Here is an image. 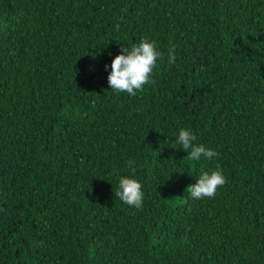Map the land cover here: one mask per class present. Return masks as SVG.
Listing matches in <instances>:
<instances>
[{
    "label": "trees",
    "instance_id": "trees-1",
    "mask_svg": "<svg viewBox=\"0 0 264 264\" xmlns=\"http://www.w3.org/2000/svg\"><path fill=\"white\" fill-rule=\"evenodd\" d=\"M142 39L153 82L111 91ZM0 264H264V0H0Z\"/></svg>",
    "mask_w": 264,
    "mask_h": 264
},
{
    "label": "clouds",
    "instance_id": "clouds-1",
    "mask_svg": "<svg viewBox=\"0 0 264 264\" xmlns=\"http://www.w3.org/2000/svg\"><path fill=\"white\" fill-rule=\"evenodd\" d=\"M115 27L118 31L119 25ZM120 52L121 54L112 60L108 85L115 93L126 92L129 96H135L137 92L143 91L145 85L153 82L151 80L153 71L163 54L157 50L156 41L148 39H142L139 44H133L130 49L121 47ZM174 52V48L169 50L168 61L170 64L175 63ZM107 67L106 65L105 68L107 69ZM196 139V135L191 130L186 128L179 130L176 143L180 144L183 151L187 153L185 158L191 161H200L202 157L210 160L219 155L203 144L195 143ZM127 163L128 167L134 171L135 161L129 160ZM225 183L226 177L219 167L211 172L202 170L196 184L189 186L187 192L193 199L213 198L218 188ZM115 196L130 207L139 209L143 205L142 185L134 178L121 177Z\"/></svg>",
    "mask_w": 264,
    "mask_h": 264
}]
</instances>
